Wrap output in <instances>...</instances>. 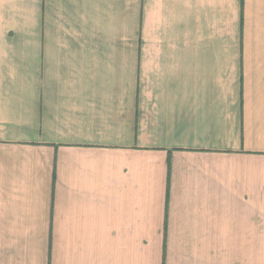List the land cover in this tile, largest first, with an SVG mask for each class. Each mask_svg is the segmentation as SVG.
Segmentation results:
<instances>
[{"label":"crops","instance_id":"crops-1","mask_svg":"<svg viewBox=\"0 0 264 264\" xmlns=\"http://www.w3.org/2000/svg\"><path fill=\"white\" fill-rule=\"evenodd\" d=\"M0 264H264V0H0Z\"/></svg>","mask_w":264,"mask_h":264}]
</instances>
